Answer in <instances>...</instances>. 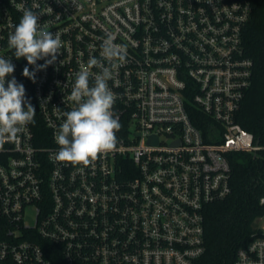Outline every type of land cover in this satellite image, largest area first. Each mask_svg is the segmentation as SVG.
Masks as SVG:
<instances>
[{"label":"built area","instance_id":"2783aa9c","mask_svg":"<svg viewBox=\"0 0 264 264\" xmlns=\"http://www.w3.org/2000/svg\"><path fill=\"white\" fill-rule=\"evenodd\" d=\"M22 7L61 35L56 62L42 70L7 45ZM252 11L253 0H0V56H12V75L36 110L35 124L0 151V264H195L203 256L205 208L231 191L229 157L264 150L236 122L252 85L243 43ZM105 35L127 46L126 63L104 61L122 125L117 146L88 165L58 162L54 134L75 107L67 98L76 73L101 59ZM89 71L91 82L99 69ZM192 109L205 117V134ZM259 203L257 232L233 264H264V196Z\"/></svg>","mask_w":264,"mask_h":264},{"label":"clouds","instance_id":"9594fccd","mask_svg":"<svg viewBox=\"0 0 264 264\" xmlns=\"http://www.w3.org/2000/svg\"><path fill=\"white\" fill-rule=\"evenodd\" d=\"M22 17L13 25L7 45L17 60L24 58L28 65L42 70L56 62L63 47L58 32L46 30L40 24L41 15L30 8H21ZM101 59L90 57L88 67L76 73L68 100L75 107L65 112L66 119L54 134L59 146L55 160L73 165H88L98 154L113 151L118 143L117 132L122 128L113 107L117 95L108 82L112 79L111 67L127 62V46L115 43L112 35H105L101 43ZM11 57L0 56V151L6 142L15 141L18 134L29 124H35L36 110L26 97V89L12 75L15 65ZM43 60L44 64L37 65ZM99 69V73L90 82V67ZM23 76L35 82V72L29 67L23 69ZM12 76L6 81V77Z\"/></svg>","mask_w":264,"mask_h":264},{"label":"trees","instance_id":"16d2710c","mask_svg":"<svg viewBox=\"0 0 264 264\" xmlns=\"http://www.w3.org/2000/svg\"><path fill=\"white\" fill-rule=\"evenodd\" d=\"M243 43L246 55L253 61V77L236 122L264 146V0H253ZM191 120L205 134V117L192 109ZM42 132L37 129L36 134ZM229 164L231 191L223 200L205 208V253L195 264H233L237 251L257 232L263 214L259 201L264 196V150L256 156L233 153Z\"/></svg>","mask_w":264,"mask_h":264}]
</instances>
